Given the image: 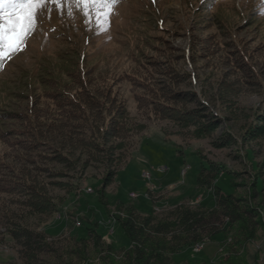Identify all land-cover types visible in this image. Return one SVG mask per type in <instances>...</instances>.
<instances>
[{
    "label": "rangeland",
    "instance_id": "rangeland-1",
    "mask_svg": "<svg viewBox=\"0 0 264 264\" xmlns=\"http://www.w3.org/2000/svg\"><path fill=\"white\" fill-rule=\"evenodd\" d=\"M82 9L67 0L42 6L21 51L0 64V178L7 187L22 185L25 166L64 185H48L58 211L32 225L65 235L60 252L67 237L87 239L90 228L127 250L130 240L113 217L118 203L144 216L180 204L214 208L215 185L246 197L264 175V0H118L102 26L95 9L88 18ZM47 77L56 80L47 85ZM65 94L79 102L69 104ZM35 115L117 149L86 170L70 169L75 159L51 143L23 148L31 139L22 131ZM44 130L54 136L57 127ZM20 198L0 193L5 202ZM221 240L175 259L211 262ZM246 252L249 264L256 254L264 264V226ZM18 257L15 242L1 234L0 264H22ZM90 263L105 264L97 254Z\"/></svg>",
    "mask_w": 264,
    "mask_h": 264
},
{
    "label": "trees",
    "instance_id": "trees-1",
    "mask_svg": "<svg viewBox=\"0 0 264 264\" xmlns=\"http://www.w3.org/2000/svg\"><path fill=\"white\" fill-rule=\"evenodd\" d=\"M45 80L48 85L56 79L47 77ZM65 95L69 104L79 102L74 96ZM92 101L98 107L100 101ZM92 117L98 122V130L103 129L99 115ZM41 118L42 116L36 115L34 119L32 117L27 129L22 131L25 138L31 139V143H23V148L32 149L43 143H51L56 150L67 152L75 159L68 164L70 169L82 166L86 170L92 161H100L102 158L105 160L117 149L114 146L106 149L100 144L95 145L80 139L74 131L75 126H69V131L65 132L62 121H57L56 118L45 117L43 123L40 122ZM47 126L57 127L56 135H48V131L44 130ZM83 157L86 158L84 161ZM26 160L28 162L27 158ZM21 173L25 181L22 185L17 183L13 188L7 187L6 181L0 178L1 194L25 196L23 199H10L8 202L0 199V235H7L15 242L18 259L22 264H73V258L83 264H91L94 254L102 258L105 264H249L246 250L256 240L258 229L264 226V175L261 173L249 186L246 197L225 195L215 185L218 191L214 195L216 206L210 209L192 203L180 204L165 210L159 209L160 212L153 210L150 214L141 216L133 205L118 203L115 207L117 214L111 216L121 224L130 240L129 249L118 250L113 242L106 241L95 228H90L87 239H78L71 235L67 237L70 245L64 252H60L58 243L66 238L65 235L51 236L39 229L41 222L36 226L32 225L31 220L42 215L50 216L58 211L56 199L50 194L48 185H64L56 181L48 184L40 179L41 175L31 173L25 166ZM112 175V172L107 173L104 185ZM260 177L263 179L261 189L258 187ZM18 185L25 191H18ZM105 199L102 195V202L109 205L104 202ZM2 229L5 231L1 232ZM217 235H221L222 240L213 261H176L175 256L184 249L208 243L207 241H212ZM65 256H68L66 261ZM117 258L121 259V263H118ZM254 260V264L259 263L258 254Z\"/></svg>",
    "mask_w": 264,
    "mask_h": 264
},
{
    "label": "snow or ice",
    "instance_id": "snow-or-ice-1",
    "mask_svg": "<svg viewBox=\"0 0 264 264\" xmlns=\"http://www.w3.org/2000/svg\"><path fill=\"white\" fill-rule=\"evenodd\" d=\"M63 0H0V64L21 51L29 33L34 32L37 13L45 4L60 5ZM118 0H67L83 6L85 18L95 9L97 25L104 17H110Z\"/></svg>",
    "mask_w": 264,
    "mask_h": 264
},
{
    "label": "bare ground",
    "instance_id": "bare-ground-1",
    "mask_svg": "<svg viewBox=\"0 0 264 264\" xmlns=\"http://www.w3.org/2000/svg\"><path fill=\"white\" fill-rule=\"evenodd\" d=\"M201 248H202V247H200V248L196 249V251H198V252H199V250H202Z\"/></svg>",
    "mask_w": 264,
    "mask_h": 264
}]
</instances>
